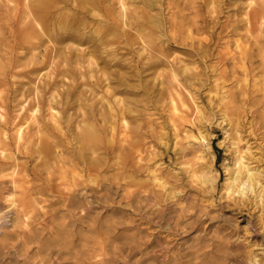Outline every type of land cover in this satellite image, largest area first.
<instances>
[{
    "label": "rangeland",
    "instance_id": "374dc122",
    "mask_svg": "<svg viewBox=\"0 0 264 264\" xmlns=\"http://www.w3.org/2000/svg\"><path fill=\"white\" fill-rule=\"evenodd\" d=\"M161 1L159 5L165 4V31L157 36L163 39L160 46L176 69H188L185 76L192 82L181 89L189 109L184 110V119L176 116L172 94L164 93L167 86L159 85L169 82V68L146 72L142 86L132 77L128 92L117 93V106L134 110L127 116L129 128L125 131L122 120L112 127L109 117L103 119L110 111L106 101L109 95L101 100L108 81L102 77L103 86L95 87L96 95L91 92L102 75V64L97 72L94 69V79L88 78L89 70L82 69L86 75L83 79L75 72L78 66L64 64L61 72L71 74L58 76V91L47 88V99L54 90V96L59 97L53 105L62 118V133L47 120V108L37 115L40 125L37 121L34 124L32 108L21 109L28 102L35 104L39 86L44 89L40 80L54 69L51 62L46 67L41 63L48 55L46 49L57 45L46 37L40 49L29 50L32 42L40 40L38 36L26 42L19 40L18 30L34 33L27 24L31 21L35 26V19H28V5L15 0L11 11L5 9L7 21L0 29V150L5 141L13 144L11 150L4 147V155L13 158L16 167L12 169H16L6 168L0 178L14 177L20 182L17 192H5L0 199V209H6V215L0 213V264H264L261 189L257 188L258 195L246 191L242 196L226 189L228 169L235 165L238 151L251 167L262 172L264 185V0ZM57 2L56 18L83 17L79 10L90 8V0H76L86 7L73 6L71 1ZM137 2L143 7L140 0ZM249 14L252 26L245 23ZM17 15L24 18L21 26L14 23ZM151 15L162 18L159 7ZM176 31L186 42L171 47L165 35L172 37ZM190 50H200L206 57L189 56ZM110 52L107 60L113 55L132 58L124 50ZM123 69L129 72L127 68L110 70L124 76ZM69 93L73 96L68 107ZM60 101L61 105L57 104ZM90 106L99 116L86 121L83 114ZM225 115L232 116L233 123ZM44 121L50 126L45 127ZM20 122L26 125V133L34 134L33 145L40 147L39 135H45L51 145V159L37 153L30 159L17 153L15 136ZM87 125L93 127L96 136L94 154L83 153L78 143ZM39 128L42 132L36 135ZM56 135L65 137L67 143L56 147ZM132 139L139 142V153L130 151ZM116 143L117 154L107 157L106 148ZM80 153L90 158L88 162L95 161L98 168L91 175L87 166L76 160ZM92 159H99L100 164ZM23 176L28 184L22 182ZM20 186L31 189L26 202Z\"/></svg>",
    "mask_w": 264,
    "mask_h": 264
},
{
    "label": "bare ground",
    "instance_id": "6f19581e",
    "mask_svg": "<svg viewBox=\"0 0 264 264\" xmlns=\"http://www.w3.org/2000/svg\"><path fill=\"white\" fill-rule=\"evenodd\" d=\"M14 1L15 0H0V29L5 28V22L7 21L5 18V13H6L5 9L7 8L11 11L12 10L11 5ZM23 1L26 2V4L28 5L30 9V12L27 15L28 19L34 18L35 26L33 25L34 23H32L31 21L30 22L28 21L27 24L30 25L34 33L25 32V31L21 32L20 30H18L19 40H21L22 42H26L28 41L29 38H31V36L33 37L38 36L39 37L38 40L40 41L38 43L32 42L29 45V50H32V51L36 49H40L43 45V42L46 41L45 39L46 37L50 38V40L56 43L57 45V46H54L52 49H48V48L46 49L45 52L48 55L44 56V60L41 63L43 67H46V66H49V62H51L50 63L52 64L51 69L52 68L54 69L52 73H48L47 75H45L44 79L41 78L40 82L43 83L42 85H44L43 87L44 89H41L39 86L37 89V92L35 93V96H36L35 102H34L35 104L28 102V104H26L23 107V109H21L24 112L27 110L28 106L30 107V109L32 108L30 112L32 113L31 116L34 122L37 121V123H39L37 115L41 113L42 109L45 110L47 108V111H48V116L46 117L47 120L52 122V124L54 125L53 128L55 131L62 133V130H63L62 128L63 126L61 127L62 118L58 116L59 112L57 111V107L55 108L53 105L54 100H57L59 97L57 98V96H54L56 94L54 90V93L51 94L50 99H47L46 90H48L47 88H49V91L52 89H56V86L58 85L57 78L58 76H60V74L65 75V72H68V74H71V71L61 72L60 68L64 67V64H66L68 67H71L72 65L78 66L79 68H76L78 70H75V69L74 70L76 74L80 72L81 74L80 77L82 78L86 77V75L82 73L83 72L82 69L83 70L85 69V71L89 70L90 77L88 78H92V79H94L95 75L97 74V73L95 74L93 73L94 69H95V72H97V68L100 66V64L104 66L100 68L99 71H101L102 75L96 80L97 84L94 85V88H91V92L96 95L97 91L95 87L99 88L105 82L102 79V77L105 78L106 81H108V86H107L108 88L104 90V93H103L104 96L101 100H104V97L109 95L110 101L109 100H106V101L108 103V106L110 107V111L108 113V116L103 117V119L106 120V117H109L108 123H110L112 127H115L114 123L119 122L118 120H122V122H124V125L121 123L124 126L122 129L123 131L129 128L128 123L126 122V119L129 113H134L133 112L134 110H130L126 106L122 107V104L119 107L117 106L119 102L118 101L116 104L118 91L123 92L125 89V92H128V88L130 87L128 85V82L133 80L132 77H137L138 81L141 82V86H142L143 84L142 75L144 73L157 70L162 67L169 68L170 73H171L169 82L168 83L162 82L161 84L159 83V85L167 86V88L164 87V90H163L164 93L167 91L166 93L169 92L170 94H172V104H173L172 109L174 111V114L179 117L181 116L183 119L185 118L186 115L184 116V110L188 108V102L185 100V98H183L185 95L182 89L184 88L181 89V87H183L184 84L188 82H192V80L190 81V77L185 76V74L188 72V69H185V70L176 69L174 63L172 61H169L168 59L169 55H167V53L165 52L163 45L160 46V42L163 39L160 40V38L157 36V33H160V32L162 33L165 31L164 24H163L164 23V12L162 9L165 4L163 6H162V3L161 5L158 4L161 0H140L139 3H141L143 7H138L136 5V3H138L137 2L138 0H118L117 2H111V0H90V2L87 4V5H90V8H85L84 11L79 10V12L83 14V17L79 16L77 18H74L69 15L67 16L64 15V16L56 18L54 15V9L58 6L57 0H40V1L34 0V2H31L32 0H23ZM69 1H71V4L73 6L76 5L77 7H81V6L86 7V3H79V2H76V0H64V3L66 4ZM35 3L37 4L36 6L34 5ZM130 3L131 5H133L132 8L129 7ZM107 4L109 7L106 6ZM157 7H159L160 16L162 18H157L151 15V11ZM247 19L248 20L247 21L245 20L246 21L245 23L250 24V26H252L253 19L250 14H249V17L247 15ZM14 23H16L18 26H21L22 23H25L24 18H21L20 16L17 15ZM168 23H170L174 27V29L177 30V26L173 21H169ZM89 29L91 31H89ZM168 35H165L167 38L166 43H168L171 47H173L174 45L173 43L185 44L186 42L185 41L186 39H183L182 36L178 35L177 31L175 33L172 32V37ZM111 36L113 37V39L110 38ZM70 42L74 44L70 45L71 44ZM86 45H88L89 47ZM85 46L88 48L84 49ZM136 46L137 48H139L137 51L135 50ZM109 50L110 51L114 50L115 51L114 54H117L119 53V51L124 50L127 53L131 54L132 58L125 59V57L123 56L124 59L123 58L120 59L119 55H113V56L110 55L111 57L109 58V60H107L109 53H111ZM73 52H76L75 56L71 55ZM188 54L189 56H192V57H195V56L196 57L200 56L201 58L206 57V54L205 53L202 54L200 50H198L197 52L190 50L188 51ZM112 68H117V69L127 68L129 69V72H126L123 69V71H125L126 73H124L125 75L123 74L124 76H122V74H120V72L118 71H111L110 69ZM75 72L74 73L72 72V73L75 74ZM196 76H199V75L196 74ZM194 78L195 76L193 77V79ZM112 84L116 85L117 88H114V87L112 88L111 87ZM147 86H150V85H147ZM151 88H156V85H152ZM56 91H58V89H56ZM121 92L119 93L121 94ZM72 96L73 95L71 93H69L67 96L68 101L66 102V105L68 107L71 101L70 99H72ZM62 100L64 101V99ZM222 100L220 101L221 103H222ZM61 103L62 101L57 102V104H60V105ZM90 107H91L90 111H88L87 114H83V116L85 115V118L83 119H85L86 121L90 119L95 120L97 115L99 116V111L93 108L92 106ZM225 116L229 119L231 123H233L232 119H230L232 118V116L230 115H225ZM14 123L15 122H13V124ZM34 124H36V122ZM44 124H45V127L46 126L48 127L50 126L51 123L49 124L44 121ZM24 126H26L24 122H20L17 125L18 127L17 136H15L17 153L23 154L25 156L27 155L29 156L30 159L35 153H37L38 156L44 157L45 159H51L50 158V156L52 155V149L50 150L51 145L48 142V139L44 137L45 135L42 136L41 134L42 129L39 128L37 130L38 134H36V135L41 134V136L39 135V140L37 142L38 144H40V147H39V146L33 145L32 138H34V134L26 133V129L24 128ZM36 129H37V126H36ZM115 130L116 129L113 128V131ZM122 130H121V134H122ZM126 134L130 136L129 133H126ZM54 138L59 139V141L55 145L56 147L61 146L62 143L63 144L65 142L67 143L65 137L59 138V136L56 135L54 136ZM115 138L116 136L113 135L112 139H115ZM130 139L131 138L129 137V140ZM95 141H96V136H95L93 127H89V125H87L86 128L82 130L81 135L78 136V143L83 146L81 148L82 152L87 153L91 151L93 154L96 153L97 149L93 148L95 145L94 143H97ZM131 141L134 142L133 139ZM7 142L5 141V143H3V149L0 150V175L3 172H6L7 170L6 168L12 169V167H16V165L12 162L13 158L9 157L8 154H7L8 156L4 155L5 153L4 151L7 150L5 148L8 147L10 149L13 147L12 146L13 144L11 143L7 144ZM127 142L129 141H126V143ZM122 144L124 143L123 142L121 143V147H122ZM138 144L139 142L130 143L129 145V147L131 148L130 151L135 150L136 153H139L140 144L139 145ZM116 146H117V143L114 145L108 146L106 148L107 157L108 156L111 157V156H114V154L115 155L117 154L116 152L118 151H116ZM10 150L9 152H11ZM236 156L237 157H236L235 165L232 168L228 169L230 173L229 174L230 177L228 179V184L226 187L228 193H231V192L234 194L238 193L240 194V196H242V195H246V191H252V192L256 191V195H258L257 188H259L261 189V191L259 192L260 193L259 196L262 198V202H264V185L262 183V177H263L262 172L256 168L251 167V165L248 162H246L245 157L239 151L237 152ZM87 157L89 158L88 155ZM76 160H80V163L85 164L87 166V169H88L87 172H89L90 175L92 174V172H94L95 167H97V165L94 163L95 161L88 162L90 158L86 159V157L81 155V153H80V156H78V159L76 158ZM92 160H96V159H92ZM96 161H98L100 164L99 159ZM138 166H139V163H138ZM13 169H16V168H13ZM16 174H19V173H16ZM23 178L24 179H22V182H24V184H28V181L26 180V178L24 176ZM17 182H20V181H17L14 177L10 180H5V179L0 178V199H2V197L6 194L5 192H8V193L12 191L17 192L16 190L19 189V187L17 188ZM11 185L15 186V188L12 187ZM20 188L23 190V191L21 190L22 191L21 193H22V196L25 198L24 202H26V199L28 198V196H31V193H30L31 189L27 190V188L23 186H20ZM3 203H4V200H3ZM23 205L25 204L23 203ZM4 211L0 209V213H2L3 215H6L5 214L6 212ZM25 215H27V213H25ZM5 218L7 217L5 216Z\"/></svg>",
    "mask_w": 264,
    "mask_h": 264
}]
</instances>
